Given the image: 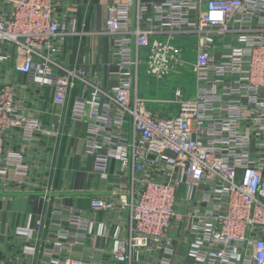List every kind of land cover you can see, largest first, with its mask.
<instances>
[{"label": "built area", "instance_id": "2783aa9c", "mask_svg": "<svg viewBox=\"0 0 264 264\" xmlns=\"http://www.w3.org/2000/svg\"><path fill=\"white\" fill-rule=\"evenodd\" d=\"M58 17L57 0H0V61L13 50L14 72L50 87L53 103L84 124V153L92 158L94 174L108 179L111 162L118 163L111 175L128 187L113 198L89 201L93 211L129 212L125 238L118 225L111 235L116 261L152 264L157 255L154 264H170L168 232L179 222L190 237L192 264H264V0L110 4L103 27L90 32L110 40L106 72L115 83L108 86L89 77L83 65L60 61L68 37L88 32L76 18ZM181 36L195 37V93L184 98L175 90L176 109L163 115L138 95L139 69L144 65L155 80L174 73L182 52L174 40ZM17 88L0 82V172L11 164L26 178L30 168L20 156L2 162L9 132L29 144L54 130L22 112ZM182 203L187 208L179 212ZM61 213L67 214V226L50 222L55 238L42 256L50 264H102L60 256L70 240L83 245L87 237L105 234L104 223L85 218L76 207L57 203L50 215ZM40 226L37 221L35 229L28 224L15 232L29 236Z\"/></svg>", "mask_w": 264, "mask_h": 264}, {"label": "crops", "instance_id": "0c3cea01", "mask_svg": "<svg viewBox=\"0 0 264 264\" xmlns=\"http://www.w3.org/2000/svg\"><path fill=\"white\" fill-rule=\"evenodd\" d=\"M118 1L57 0L58 18L62 20L68 14L77 19L79 29L84 23V29L88 32L82 37H68L60 61L68 66L83 65L89 77L107 86L115 83V78L106 72V64L111 60L110 40L107 36L90 32L103 27L107 6ZM72 6L75 8L68 11ZM13 56L14 51L11 50L9 57L0 61V82L17 83L15 100L22 112L36 116L42 126L54 131L50 136L36 135L29 144L22 141L17 131H10L7 136L2 162L8 156H20L29 165L30 171L23 178L15 174L13 166L8 164L6 170L0 172V261L5 264H50L41 252L49 250L55 238V229L50 222L56 220L67 226L66 213L50 215L54 205L61 203L78 208L82 216L95 223H104L105 234H93L87 237L83 245H72L70 240L69 244L63 246L60 256L70 254L102 264H122L113 257L110 242L117 225L120 226V237L125 238L128 210L93 211L89 206L92 197L113 198L128 187L127 183L119 186L111 175L118 171V163L111 162L108 179H101L92 172V158L84 153V124L71 120L65 107L53 103L50 87L39 86L31 78L15 73ZM178 69L181 67L178 66L176 71ZM176 71L164 78L172 79L178 74ZM138 80L155 79L142 74ZM164 107L161 111L163 115L167 111ZM178 196L184 197V188L178 192ZM186 208L182 203L177 209L183 212ZM37 221H41V226L29 236L16 234L15 228L28 224L35 229ZM173 225L168 232L173 245L170 264H192V259L187 255L190 237L184 224L174 222ZM29 248H34L36 253L32 255L25 252ZM151 261L152 264L156 263L157 255ZM133 264L142 262L140 260Z\"/></svg>", "mask_w": 264, "mask_h": 264}, {"label": "rangeland", "instance_id": "374dc122", "mask_svg": "<svg viewBox=\"0 0 264 264\" xmlns=\"http://www.w3.org/2000/svg\"><path fill=\"white\" fill-rule=\"evenodd\" d=\"M174 41L182 49L179 65L181 69L176 71L178 74L173 77L175 79L138 80V95L149 100L146 106L158 111H163V107L166 106L164 107L166 113H173L176 109L175 90H181L184 98H193L195 93V79L191 66L194 61L195 37L181 36L176 37ZM142 74L147 75L144 65L139 69V76L141 77ZM155 99L162 103L153 102Z\"/></svg>", "mask_w": 264, "mask_h": 264}]
</instances>
